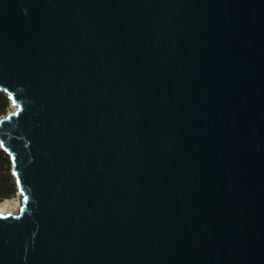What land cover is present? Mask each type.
I'll use <instances>...</instances> for the list:
<instances>
[{
  "label": "water",
  "instance_id": "water-1",
  "mask_svg": "<svg viewBox=\"0 0 264 264\" xmlns=\"http://www.w3.org/2000/svg\"><path fill=\"white\" fill-rule=\"evenodd\" d=\"M0 91V264H264V0H0Z\"/></svg>",
  "mask_w": 264,
  "mask_h": 264
},
{
  "label": "trees",
  "instance_id": "trees-1",
  "mask_svg": "<svg viewBox=\"0 0 264 264\" xmlns=\"http://www.w3.org/2000/svg\"><path fill=\"white\" fill-rule=\"evenodd\" d=\"M8 102V96L0 91V116L5 113ZM6 165L10 166L9 160L6 154L0 150V202L13 197L17 191L15 182L10 180V176L5 172L6 169H3L6 168Z\"/></svg>",
  "mask_w": 264,
  "mask_h": 264
},
{
  "label": "bare ground",
  "instance_id": "bare-ground-1",
  "mask_svg": "<svg viewBox=\"0 0 264 264\" xmlns=\"http://www.w3.org/2000/svg\"><path fill=\"white\" fill-rule=\"evenodd\" d=\"M20 194H18V197ZM19 210V201L17 199H7L0 202V214H15Z\"/></svg>",
  "mask_w": 264,
  "mask_h": 264
},
{
  "label": "rangeland",
  "instance_id": "rangeland-1",
  "mask_svg": "<svg viewBox=\"0 0 264 264\" xmlns=\"http://www.w3.org/2000/svg\"><path fill=\"white\" fill-rule=\"evenodd\" d=\"M15 108L12 106V105H10V101L8 102V106H7V108H6V110H5V113L3 114V115H1L0 116V118L1 117H4L5 115H7L8 113H11L13 110H14ZM4 170L6 169V173L10 176V180L13 182L14 180H13V178L11 177V174H10V166H8V165H6V168H3ZM15 188H16V186H15ZM9 199H17L18 200V193H17V191L15 192V194H14V196L13 197H10ZM8 199V200H9ZM4 200H7V199H4ZM3 201V200H2ZM1 201V202H2ZM15 214H16V212H15Z\"/></svg>",
  "mask_w": 264,
  "mask_h": 264
}]
</instances>
